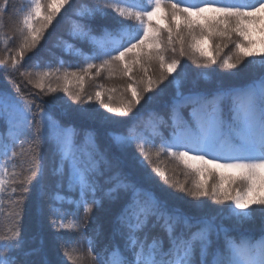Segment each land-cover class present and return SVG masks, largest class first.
I'll use <instances>...</instances> for the list:
<instances>
[{
  "label": "snow or ice",
  "instance_id": "snow-or-ice-1",
  "mask_svg": "<svg viewBox=\"0 0 264 264\" xmlns=\"http://www.w3.org/2000/svg\"><path fill=\"white\" fill-rule=\"evenodd\" d=\"M65 5L71 7L70 0H31L20 8L4 0L0 5V20L12 14L20 40L0 58V73L19 76L36 90L29 100L15 81L16 95L0 89V121L7 129L0 133V197L10 186L13 209L11 227L0 234V264H67L66 249L74 242L64 234L84 235L90 223L96 227L86 237L80 264H264V0L81 3L68 40L61 38L60 45L84 66L21 71ZM229 46L230 52L222 55ZM185 57L197 65L196 78L182 64ZM153 63L160 69L157 79L148 76L146 66ZM39 64L35 60L30 67ZM91 69L97 75L106 69L129 78L119 89V106H113L112 95L107 103L101 99L103 85L94 98L84 94ZM136 71L143 73L139 79L133 78ZM224 75L247 79L240 86H225L222 79L213 85L214 76ZM72 80L74 90L68 87ZM166 80L174 90L167 115L150 114L146 128L133 123L123 132H110L115 153L101 150L95 129L65 122L75 113L119 126L142 102L152 100ZM94 99L107 113L97 116L90 110ZM149 147L200 178L191 185L173 180L153 163ZM49 148L51 167L46 163ZM21 156L27 165L17 171L15 160ZM163 186L170 195L190 198L199 213L169 208L156 192ZM33 189L41 231L29 238L25 202ZM203 198L214 203V210H203ZM105 207L110 212L107 242L98 246L104 226L96 223L93 211ZM249 226L258 227V238Z\"/></svg>",
  "mask_w": 264,
  "mask_h": 264
},
{
  "label": "trees",
  "instance_id": "trees-1",
  "mask_svg": "<svg viewBox=\"0 0 264 264\" xmlns=\"http://www.w3.org/2000/svg\"><path fill=\"white\" fill-rule=\"evenodd\" d=\"M4 0H0V5H2ZM31 0H11V3L16 7L20 8L21 6H28ZM92 0H70L71 7L68 5L64 8L61 14H58L53 24L49 26L48 30L45 32L44 38L41 40L40 44L36 49L32 50L28 55L29 59L25 62V68L21 69V71H43L47 67H51L52 69L60 68V69H68L70 71H76L77 68L84 66V61L82 59H78L75 54L71 50H66L63 45H60V39L68 40V33L72 26V22L77 18L75 16V11L79 7L81 3H91ZM113 16H118L116 13H112ZM96 23L98 24H109L111 25L113 21L108 20H98ZM17 20L16 18L10 14H4L3 19L0 20V58H4L9 53L6 52L8 50H14L20 40L16 38V28ZM12 41V42H10ZM72 43V41H68ZM59 45V46H58ZM79 47V45H77ZM231 46L229 49H225L222 55H226L230 52ZM172 58V53L168 52L166 54V60L170 61ZM250 59V58H249ZM39 60L40 64L36 67H30L33 64V61ZM63 62V63H61ZM182 64L185 65V69L189 72L190 76L193 78L197 77L198 68L197 65L189 58L185 57L182 59ZM93 64H99V60L91 61ZM148 67V76L153 79H157L160 74V69L158 66L153 63L152 65L146 66ZM215 67V66H213ZM225 72L229 70H224ZM248 76L251 75V69L249 67H245L243 69ZM143 73L140 71H136L134 75V79H139ZM170 79V78H169ZM216 79H222L225 86H240L243 82H246V79L238 80L231 76L224 75L223 77H215L213 80V85ZM11 81H15V83L20 85L21 91L24 93L25 97L29 100L34 97L30 94L35 92L36 90L33 88L31 84H27V81L19 76H6L3 73H0V89H4L12 95H16L15 88ZM131 82L128 77L122 76L119 72H114L112 74L109 73L108 70L102 69L100 74H96L95 69L89 70V72L85 75V79L83 82V92L85 95L94 96L95 92L99 89V85L104 86V90H102V100L105 103L108 102L107 97L109 95L113 96L112 104L113 106H119L120 103V91L119 89ZM198 83L201 87L205 86V82L202 78H199ZM77 88V85H72L70 90H74ZM117 89V91L109 93L106 89ZM173 88L168 83V81H164L163 84L159 86V89L152 94L153 99L147 103L142 102V107L138 106V111L135 114H130L128 118L124 120V123L115 126L108 124H101L98 121H89L81 119L75 113L71 114L69 117L65 119L66 123H70L72 126L80 128V129H95L97 133V143L101 150H111L113 153L116 152L114 148H111V138L109 133L112 131L115 132H123L125 129L133 124L139 123L141 128H146L149 121V115L156 114H164L167 115V104L170 103L171 97L173 94ZM67 98V95L61 93ZM75 103V102H73ZM97 113V116H101L107 113V110L103 108L100 104L98 107H94L92 109ZM108 115H112L108 113ZM0 133H7V129L4 125L3 121H0ZM31 138V137H30ZM159 141H157V145ZM148 150L151 153V158L153 163L159 165L162 171H165L166 174L172 177L173 180L187 183L191 185V182L200 177H196L190 173V171L186 170L184 166L175 160L173 157L165 155L161 153L159 156L156 155L157 148L149 147ZM18 151V149H17ZM46 155L48 157L46 163L49 167L52 166V156L51 149H45ZM211 158V157H210ZM16 170L22 171L24 167L27 165L26 156L17 157L15 160ZM13 169L9 166V171L11 172ZM203 179H210L208 176L202 177ZM156 180L163 185V182L159 180V177ZM145 187H149L145 185ZM11 187L7 186L5 194L0 197V234H3L5 230H7L12 225V216L11 213L13 211L8 193H10ZM170 189L167 186H163L162 188H157L156 192L162 199H166L168 202L169 208H181L186 214L189 215H197L200 209L197 206L190 202V198H184L181 195H170ZM34 199H35V190L33 189L32 194L27 197L25 202L26 204V215H25V229H26V237H31L34 234H38L41 231L40 223L41 220L34 214ZM204 199L203 210L211 211L214 210L215 205L213 202L209 201L208 198ZM93 216L96 219V223L102 224L104 226V236L102 238H97L98 246L100 241L103 240L104 243L107 242L108 236V220L110 218V212L107 207L102 209H94ZM71 217H69V221ZM46 223V221H45ZM68 223V221H66ZM96 227V224L90 223L88 233L82 235L79 231H70L64 234V238L70 241H73L74 244L69 246L66 251L68 256L66 259L67 264H80L79 257L82 252L86 253V249L88 247L86 243V237L92 235V229ZM252 231L251 234L255 235L257 238L259 237L258 227L249 226ZM159 232V229L155 230ZM162 235V233H160ZM45 237H48L47 231L45 229L44 232Z\"/></svg>",
  "mask_w": 264,
  "mask_h": 264
},
{
  "label": "rangeland",
  "instance_id": "rangeland-1",
  "mask_svg": "<svg viewBox=\"0 0 264 264\" xmlns=\"http://www.w3.org/2000/svg\"><path fill=\"white\" fill-rule=\"evenodd\" d=\"M66 6H67V5H65V7H66ZM65 7H64V8H65ZM64 8L61 9L60 13H58V14H61V13L63 12ZM130 55H131V54H130ZM63 70H64V69H61V71H63ZM69 71H70V70H69ZM72 85H77V83H76L75 80L70 81L69 84H68V87L70 88ZM93 98H94V96H93ZM101 99H102V96H101ZM98 106H100V103L97 102V101H95V99H94V103L91 105L90 110H92V109H94V107L96 108V107H98ZM0 163H2V160H0ZM6 187H7V186H6Z\"/></svg>",
  "mask_w": 264,
  "mask_h": 264
}]
</instances>
